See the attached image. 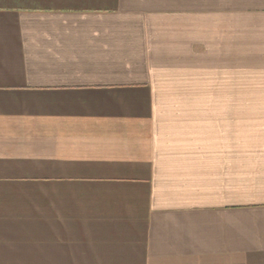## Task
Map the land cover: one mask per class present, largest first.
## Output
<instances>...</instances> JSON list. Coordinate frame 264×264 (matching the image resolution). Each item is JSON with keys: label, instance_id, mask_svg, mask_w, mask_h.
I'll return each instance as SVG.
<instances>
[{"label": "crops", "instance_id": "1", "mask_svg": "<svg viewBox=\"0 0 264 264\" xmlns=\"http://www.w3.org/2000/svg\"><path fill=\"white\" fill-rule=\"evenodd\" d=\"M0 264H264V0H0Z\"/></svg>", "mask_w": 264, "mask_h": 264}, {"label": "rangeland", "instance_id": "2", "mask_svg": "<svg viewBox=\"0 0 264 264\" xmlns=\"http://www.w3.org/2000/svg\"><path fill=\"white\" fill-rule=\"evenodd\" d=\"M251 90H252V88L251 89H246L245 93H252V92H249Z\"/></svg>", "mask_w": 264, "mask_h": 264}]
</instances>
